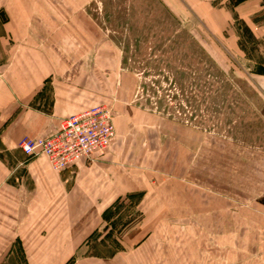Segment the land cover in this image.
Returning <instances> with one entry per match:
<instances>
[{"label": "crops", "instance_id": "0c3cea01", "mask_svg": "<svg viewBox=\"0 0 264 264\" xmlns=\"http://www.w3.org/2000/svg\"><path fill=\"white\" fill-rule=\"evenodd\" d=\"M184 2L197 6L219 35L228 21L240 20L251 36L264 38V0H239L232 8H216L212 0ZM49 19H37L41 22L27 27L24 38L7 31L0 35V53L8 57L0 64V264L15 259L16 245L26 264H63L119 196L142 193L136 207L152 216L206 212L212 200L223 201L225 195L242 203L247 199L241 189L250 204L264 203V149L220 139L213 145L192 129L190 139H162L166 131L152 124L146 128L151 139H122L127 125L134 126L135 110L126 106L114 111L116 136L108 152L92 162L81 159L55 171L46 157L26 155L19 146L22 139L50 134L61 118L105 102L97 92L110 89L106 79L120 62L113 45L98 48L96 28L66 31L53 15L57 26L53 21L43 26ZM260 80L264 84V77ZM136 109L146 123L149 111ZM133 147L139 155L135 149L127 154ZM208 173L216 177L212 183ZM224 187L237 191L225 194ZM138 248L111 257L77 256L72 264H138L146 255L144 247Z\"/></svg>", "mask_w": 264, "mask_h": 264}, {"label": "rangeland", "instance_id": "374dc122", "mask_svg": "<svg viewBox=\"0 0 264 264\" xmlns=\"http://www.w3.org/2000/svg\"><path fill=\"white\" fill-rule=\"evenodd\" d=\"M238 1L212 0V5L232 8ZM52 15L66 31L96 28L98 48L106 43L116 47L120 62L106 79L110 89L97 94L105 96L102 104L113 116L120 106L135 110L134 126L127 125L122 139H151L146 128L152 124L166 131L162 139L187 140L192 129L213 145L220 139L264 149V38L251 36L243 21H228L219 35L199 8L184 0H0V35L7 31L24 38L27 27L49 17L43 26L53 21L56 27ZM6 60L0 53V64ZM137 107L149 111L146 123ZM132 149L139 155L134 147L127 154ZM212 156L210 152V163ZM211 179L216 177L210 174L209 183ZM234 191L224 187L225 194ZM243 191L242 199L248 200ZM226 196L212 200L206 212L153 216L136 207L142 193L119 196L63 264H72L77 256L111 257L138 247L146 253L138 264H264V203H237ZM15 247V259L5 264H26Z\"/></svg>", "mask_w": 264, "mask_h": 264}, {"label": "built area", "instance_id": "2783aa9c", "mask_svg": "<svg viewBox=\"0 0 264 264\" xmlns=\"http://www.w3.org/2000/svg\"><path fill=\"white\" fill-rule=\"evenodd\" d=\"M116 136L111 111L98 104L59 120L50 134L27 137L19 146L29 157H46L55 171H62L81 159L109 148Z\"/></svg>", "mask_w": 264, "mask_h": 264}]
</instances>
